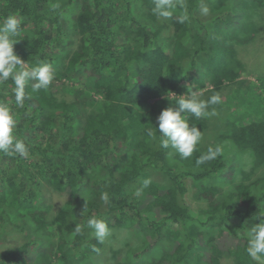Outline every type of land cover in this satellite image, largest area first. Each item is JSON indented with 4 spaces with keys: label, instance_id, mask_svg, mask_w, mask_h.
<instances>
[{
    "label": "trees",
    "instance_id": "1",
    "mask_svg": "<svg viewBox=\"0 0 264 264\" xmlns=\"http://www.w3.org/2000/svg\"><path fill=\"white\" fill-rule=\"evenodd\" d=\"M183 3L188 18L181 23L184 9L159 17L154 0H0V23L10 14L22 19L14 51L29 66L51 64L54 73L47 90L33 92L29 82L23 108L14 103L11 81L0 84L16 135L29 147L27 157L0 153V230L17 220L32 230L22 245L0 251V264H40L39 243L57 264L91 263L102 249L87 227L93 216L109 228L131 223L140 246L127 264H262L247 254L245 233L264 215V177L244 178L226 151L234 145L252 154L251 166L264 165V120L236 126L222 102L211 105L215 115L189 118L203 137L188 159L161 148L158 131L156 139L146 133L188 88L210 89L201 94L208 99L238 83L245 65L234 45H250L261 33L247 20L258 17L264 0ZM141 5L143 19L136 14ZM167 27L172 33L163 37ZM217 145L225 155L197 166L196 158ZM44 181L68 196L51 220L38 201Z\"/></svg>",
    "mask_w": 264,
    "mask_h": 264
},
{
    "label": "clouds",
    "instance_id": "2",
    "mask_svg": "<svg viewBox=\"0 0 264 264\" xmlns=\"http://www.w3.org/2000/svg\"><path fill=\"white\" fill-rule=\"evenodd\" d=\"M184 9L180 16L183 23L188 18V13L183 0H154L153 12L164 18H169L177 8ZM201 12L207 15L209 8L201 3ZM22 19L15 14H10L0 23V84L11 81L14 85V103L17 107L23 108L26 100V87L30 81H35L32 91L47 90L54 80V73L51 64L42 62L36 66H29L14 51V45L18 41L17 37L21 32ZM175 102V107L169 106L162 110L157 117L158 127L155 131L152 128L147 130V135L156 139V132H159V145L161 148H171L181 159L192 157L200 144L203 133L195 124L189 123L190 117L197 119L215 115V110L209 111L211 105L221 103L220 95L213 94L208 99L193 89L187 90L185 94L179 95ZM17 121L12 105L4 99H0V153L10 156L27 157L29 147L22 138L16 135ZM222 154V147L209 146L206 152L201 153L196 158V165L200 166L217 159ZM151 183L150 179L143 181V186L147 188ZM101 200L107 204L109 195L107 192L101 194ZM264 216V215H261ZM259 219V223H254L245 233L247 239L246 252L256 261L264 258V219ZM83 225L76 224L75 232L81 233ZM87 227L93 231L95 239L99 243H104L111 235V229L107 222L95 216L87 220ZM239 235V233H237ZM98 251V249H96Z\"/></svg>",
    "mask_w": 264,
    "mask_h": 264
},
{
    "label": "rangeland",
    "instance_id": "3",
    "mask_svg": "<svg viewBox=\"0 0 264 264\" xmlns=\"http://www.w3.org/2000/svg\"><path fill=\"white\" fill-rule=\"evenodd\" d=\"M234 6L238 8V11L241 10L238 3H235ZM136 14L143 19L142 5L136 9ZM258 17L247 20L249 25L251 23L252 25L258 23L261 27V33L258 34L254 43H250V45H234L238 59H241L245 65V70L242 71L238 83L224 88L218 93L221 97L222 108L228 114L227 122L235 124L236 126H242L245 122H259L264 120V9L259 10ZM159 20L160 25L168 24L167 20L166 22L161 18ZM171 33V29L167 27L162 32V36L165 37ZM75 39L76 41L74 43L77 44L79 38L75 37ZM89 83L92 84V80ZM72 88L69 84L68 91L70 92ZM197 91L203 94L204 92L210 91V89L207 91ZM229 146V150L226 153L231 154L229 156L230 164L236 169L243 170L242 174L244 178L247 175H251V180L264 177V165L260 167H255V165L251 166L250 161L253 159V156L250 152L241 151L234 145ZM222 154L225 155L224 152ZM149 173L151 174V180L165 186L166 179L160 172L150 170ZM245 180L249 181L248 179ZM67 199V195L58 194L45 181L41 184L38 201L41 206L48 208V220H51L56 215L59 208L65 205ZM197 205H201V203L197 202ZM11 223L12 225L7 223L8 225L5 226V231L0 230V251L16 248L30 238L32 230L28 225L23 224L21 220ZM124 226L125 228L123 227L122 229L110 228L111 235L102 243L101 253L92 256L91 263L87 262L86 264H127L126 261L129 259V252L132 250L135 251L138 248L139 237L132 230L133 228L130 222H125ZM51 242L55 241L51 240ZM37 249L39 250L38 261L41 262L40 264H57L55 258H46V254L43 252L45 249L44 244L39 243ZM199 251L205 252L207 249L199 250L195 248L194 254ZM231 261V259L227 258L224 262L225 264H231ZM260 262L264 264V258H261Z\"/></svg>",
    "mask_w": 264,
    "mask_h": 264
}]
</instances>
